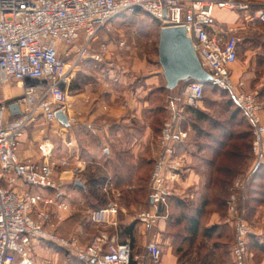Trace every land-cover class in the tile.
I'll list each match as a JSON object with an SVG mask.
<instances>
[{
  "label": "built area",
  "instance_id": "built-area-1",
  "mask_svg": "<svg viewBox=\"0 0 264 264\" xmlns=\"http://www.w3.org/2000/svg\"><path fill=\"white\" fill-rule=\"evenodd\" d=\"M136 10L156 20L160 29L181 27L210 76L205 83H184L180 94L168 100V117L160 137L164 148L153 162L149 180L150 204L165 203L171 195L165 186L176 181L181 167L172 145L187 136L179 128V115L201 102L205 86L232 95L251 129L253 168L264 167V109L232 75L241 42L239 32L248 24L264 25V0H0V90L9 86L19 90L5 99L0 95V264H33L35 242L52 244L83 264L160 263L162 251L157 243H147L144 254L138 256L128 243L110 242L101 234L85 245L75 235L60 236L56 228L69 210L61 193V176L70 166L69 159L53 157L54 148L44 129L39 130L42 139L37 146L41 163L20 160L17 154L24 133L40 120L52 126L53 134L66 130L56 120L57 112L66 116L69 127L76 123L68 93L71 79L88 58L100 32L108 33L112 20ZM216 10L241 12L242 21L217 28ZM105 52L106 44L100 43L90 59L99 62ZM84 102L89 104L91 99L86 97ZM11 105H16L17 113H11ZM70 146L69 141L66 147ZM234 201L231 196L227 202L231 219L236 211ZM113 210L109 206L92 212L90 220L102 223ZM136 220L150 226L158 217L147 211ZM249 235L246 223L237 217L231 250L234 264H249Z\"/></svg>",
  "mask_w": 264,
  "mask_h": 264
},
{
  "label": "rangeland",
  "instance_id": "rangeland-1",
  "mask_svg": "<svg viewBox=\"0 0 264 264\" xmlns=\"http://www.w3.org/2000/svg\"><path fill=\"white\" fill-rule=\"evenodd\" d=\"M223 11L229 14L232 20L231 23L240 24L242 21L243 14L241 12ZM159 31L160 26L158 22L142 12L118 16L112 20L108 33L100 32L96 43L89 52L88 58L81 63L78 72L71 79L77 87L79 83L85 82L93 87V92L96 94H107L104 95L105 97L114 95V104L117 105L120 103L127 104L126 95L131 92L137 98L135 111L133 110V113H131L132 117H130L132 119L115 120L117 124L115 128L117 129L115 131L113 129L108 136H102L96 132V128L100 123L94 119L93 123L89 126V131L94 136L93 138L80 137L79 132L86 127L81 126L77 122L72 126L76 129L73 135H71L72 129L62 131L61 134L58 132L53 134L52 126L41 124L40 129H44V133L47 137H50V143H55L56 148H66V143L69 141L72 146L67 148H97L93 150L92 154L100 160L103 158L100 148H108L109 143L115 144V147L127 146V148H138V150L152 148L154 150V162L155 158L160 154L161 148H164L160 143V137L164 120L168 117V100L169 98L178 96L184 84H178L171 91H167L164 88L165 81L158 64L157 54ZM239 38L241 42L238 49L237 61L233 66V80L241 82L240 88L254 95L264 109V26L257 23L248 24L245 31L239 32ZM244 38H248V42L243 43L242 40ZM120 42L123 43L122 46H119ZM100 43L106 44V54L102 57L101 61L97 62L91 60L90 57L92 54L98 52ZM155 71L161 74L158 83L145 85V77L150 76ZM104 84L107 85V88L101 87ZM0 91L2 97L17 95L19 92L15 86L1 88ZM97 100V98L94 101L91 100L88 104L90 110L93 109L91 106ZM190 108L201 112L205 118L192 117L189 112ZM190 108H186L179 115L178 119L179 128L185 131L187 136L182 142L174 141L173 148H185V150H190L189 152H194L198 148H214L216 143L221 142V134L225 130H229L233 134L234 139L227 143L226 148L230 150L233 148L236 151V155L232 157L231 161H228L229 163H226V170L221 171V174L217 177L220 181L219 184L213 185L210 189L206 190L203 187L205 183L203 179L201 186L198 187V189L200 188V195L198 196L192 193L191 189H186L187 191L185 190L184 195H178L175 183L166 185L165 187L171 195L165 200V203L160 202L151 205V211L156 214L158 220L150 226L158 227L161 222H164V212L168 211L167 220L175 224L174 227H169L167 224L168 237L172 242V254L186 255L194 260L196 258L197 260L203 259L208 264H234L231 258V250L235 245V220L237 217L241 218L250 231V235L247 237L249 249L247 260L249 264H262L264 262V252L254 249L252 241L259 240L264 242V233H260L259 231L264 227V217H261L259 214L261 208H264V203H260L264 201V169H257L258 174H260L259 177L253 173V158L249 155L250 148L246 147L247 141L246 139L236 138L239 135L244 136L249 125L243 114L234 105L232 95L211 87H204L201 102L195 108ZM102 121L104 122V119ZM106 121L107 124L114 123L109 118L105 119ZM127 127L133 129V131L122 134L123 130L127 129ZM36 135L38 136V134ZM113 136H117L118 138L114 140L112 139ZM38 137L39 139L41 138L40 135ZM95 138H97V143ZM88 143L89 145L87 146ZM140 154L145 155L141 151ZM190 155L188 153L185 158L189 159ZM60 156L63 157L64 153L60 154ZM196 158L197 161L198 159L200 161L199 167L204 168L207 160L210 158V154L205 151L199 152ZM190 162H194L193 159ZM180 165L182 166L183 164L180 162ZM151 170L150 174H148L147 198L149 195ZM93 175H96V170L87 172L86 177L90 178ZM97 175L102 177L106 175V171L103 169L99 170ZM236 183L238 184L235 185ZM134 186L136 195L141 194L142 196L143 192L140 193L138 191L142 185L135 184ZM101 187L104 192L102 193L106 195L111 188L106 183ZM230 188H232L231 194L236 195V198L243 194L242 204L238 199L234 201L236 211L234 212L233 219H231V216L228 217L226 215L225 206L220 204L226 199L227 191ZM188 191L190 192L188 193ZM106 201L108 203L107 199ZM202 202H205L206 205L201 208ZM112 203L114 202L112 201ZM123 203V209L126 210L131 218L136 219L138 214L150 211L149 200L143 202L138 199ZM144 203L145 206H143ZM130 208L131 210H129ZM200 208L203 210L200 218L201 227L216 226L217 229L214 236L222 233L220 238L214 243L216 244L215 248L212 245L209 247L212 241H206L201 235H197L200 238L197 242L191 243L190 240H187L188 234L186 230L189 228L187 218L194 215ZM240 208L243 212L242 215L239 213ZM82 213L80 210L75 212L73 221L66 226L65 232L71 233L76 225L84 219L85 212ZM212 214H216L217 218L212 220ZM224 226L225 231L221 232ZM157 235L159 236L157 244L162 251L163 257L164 229ZM185 240L189 242L185 243ZM174 241L176 242L173 244ZM42 246H44L45 252L49 255L57 253L58 256H68V253L64 254L62 249L52 244L43 243ZM141 252L142 254H140L143 255L144 249ZM133 254L135 253L133 252Z\"/></svg>",
  "mask_w": 264,
  "mask_h": 264
},
{
  "label": "crops",
  "instance_id": "crops-1",
  "mask_svg": "<svg viewBox=\"0 0 264 264\" xmlns=\"http://www.w3.org/2000/svg\"><path fill=\"white\" fill-rule=\"evenodd\" d=\"M215 19L218 23L217 28H222L224 26H232L235 23H231L232 20L229 17V14H227L223 10H216L215 13ZM233 75V74H232ZM159 76L161 74L159 72H153L150 74V76H146L144 83L145 85H153L158 83L160 80ZM234 77V76H233ZM238 79V78H236ZM102 88H107V85L104 84L101 86ZM93 87L86 83V85H82L80 90H77L74 88L70 95V101L73 104L72 110H71V115L75 117V121L79 123L81 126H84L85 131L89 132V126L94 119H96V122L98 121L99 126L96 128V132L98 134H101L102 136H108L113 129L114 131L117 129L115 126L117 125L115 123V120H124L128 119L131 120L132 117L131 113H133V110L135 111V106H136V101L137 98L134 97V95L129 92V94L126 95L127 97V106L126 108L122 107V104H114L115 101V96H104L107 94H96L93 92ZM104 93V92H103ZM89 97L91 100H95L96 98L98 99L95 104H91V109L88 107V104H85L84 99L85 97ZM2 97V95H1ZM2 99H5V96L2 97ZM106 106L107 110L104 111L102 110V107ZM264 113V111H263ZM134 117V116H133ZM111 119L114 121L113 124H107V121L105 122V119L107 120ZM104 119V122L102 121ZM102 121V122H99ZM263 122H264V116H263ZM41 124H45L42 120L37 122V124L32 128L29 129L24 133L22 136L19 146H18V158L20 160H32L34 162L41 163L42 158L37 151V146L40 144V141L42 139V134H40V126ZM114 125V126H113ZM73 126V125H72ZM68 127L67 129H72L71 130V135H73L76 131L75 127ZM113 126V127H112ZM133 129H127L123 130V133H131ZM62 133V132H61ZM38 136L40 135L41 138L39 139ZM129 135V134H127ZM124 136V135H123ZM50 137L48 136V140ZM118 137H112V139L116 140ZM52 139V137H51ZM50 142V141H49ZM54 148L53 152V157L54 158H62L60 154L64 153V158H68L70 161V166L63 172L61 179H62V189L61 193L64 197V199L67 201L69 210L64 214V220L58 224L56 231L60 236L63 237H68V236H77L79 239V242L82 245L87 244L93 236L96 234H101L104 236V238L110 242H115V243H128L133 250L135 254L133 255H138L140 256L142 254L141 251H143L145 245L147 243H158L159 241V236L157 234H160L161 231L164 229V256L161 258V261L159 264H178L177 262V257L172 254L171 252V240L168 237V231H167V215L168 211L164 212V222H161L158 227L155 226H148L141 224L138 222L135 218H131L130 215L126 212L125 209H123V202L120 198L121 197H126L128 201L133 200L134 197H137L136 200H140L143 202H146L148 200L147 198V184H148V179L144 182L145 184V195L143 197L136 195L137 193L134 192L135 190V184H137V176L134 174L131 177H126L125 179L127 180L126 184L127 187L124 188V191L126 192L125 194H120L118 191L113 190L117 194H115V198L113 199L114 203H111L110 206L114 208V212L111 214L105 215L104 222L102 223H93L90 220V214L92 212H96L99 209H92V207L85 205L84 203V195L86 193V185L85 182L89 181V179L86 177L87 172L89 171H94L96 168H99L102 170L103 166L100 163V159H96V162L92 164L90 161L87 159H83L79 157L80 150L79 148H56V144L51 143ZM72 146V144H71ZM118 147V148H117ZM115 147V144H108V148H100L101 151L103 150L104 153L108 154L110 158L113 157L114 153H121V152H126L129 153L130 160L132 165L135 168L137 166V162L140 160L145 161V168L148 171V174H150L151 166L153 163L154 159V150L151 149H146L145 150H138V148L131 149L127 148V146H117ZM97 149V148H96ZM140 149V148H139ZM177 149V148H176ZM93 148H86L85 152L90 154L91 156L93 155L92 153L94 152ZM141 153H145V155H141ZM190 151V150H189ZM188 150H185V148H179L177 149V160L181 162L183 165L179 168V173L176 181L174 182L176 184V191L178 195H184L185 190L191 189L192 193H195L196 190L198 189L199 186H201L203 182V177L199 174L197 171V168L199 167V159L197 161L196 156H198L195 152H189ZM148 153V154H147ZM151 153V155H149ZM190 153L189 159L185 158V156ZM149 155V156H148ZM94 156V155H93ZM194 162H190V161ZM185 162V164H184ZM188 164H187V163ZM191 163V164H190ZM149 176V175H148ZM78 181L81 185V187L76 186L75 182ZM100 184H110L111 181V175L105 176L104 179H99ZM173 183V184H174ZM231 189H229L230 192L226 195V202L229 201L231 196H234L235 199L240 200V203L242 204L243 200V194H241L238 198H236V195L231 194ZM103 190V189H102ZM186 190V191H187ZM34 191V190H32ZM112 191V193H114ZM188 191V193L190 192ZM103 192V191H102ZM241 192V191H240ZM104 193V192H103ZM79 197V198H78ZM76 198V199H75ZM77 202V203H76ZM239 202V201H237ZM149 205V204H148ZM145 206V203L143 204ZM109 207V206H108ZM79 208V209H78ZM150 211L152 209V206L150 204ZM85 212L84 219L81 220V222L76 225L75 229L70 233V232H65L66 226H68L70 223L73 221V216L75 212L77 211ZM131 210V208L129 209ZM225 213L229 217L230 214L228 213L227 205L225 208ZM239 213L242 215V210L240 208ZM261 217H264V208H261L259 212ZM258 214V215H259ZM212 220L217 218L216 214H212ZM166 220V221H165ZM211 220V221H212ZM211 224V223H210ZM133 226V230L131 232V235L125 234L124 230L127 229L129 226ZM213 225V224H211ZM263 225V224H261ZM164 226V228H163ZM264 229L261 228L260 233H264L262 231ZM43 243H33L32 245V258L31 261L33 264H41L45 260H48L50 264H81L78 262L72 255H70L68 252V256H58L57 253L54 254H47L45 252L44 246H42ZM138 252H137V251ZM141 250V251H140ZM132 252V253H133ZM139 253V254H138ZM141 253V254H140ZM146 264H151L150 262L146 261ZM264 264V262L262 263Z\"/></svg>",
  "mask_w": 264,
  "mask_h": 264
},
{
  "label": "trees",
  "instance_id": "trees-1",
  "mask_svg": "<svg viewBox=\"0 0 264 264\" xmlns=\"http://www.w3.org/2000/svg\"><path fill=\"white\" fill-rule=\"evenodd\" d=\"M137 12H141L139 10H136L134 13ZM143 13V12H142ZM145 14V13H144ZM123 16V15H121ZM258 25L264 26L260 23H257ZM243 43L248 42V38H244ZM240 45V44H239ZM239 45H238V49H239ZM82 85H86V83L81 82L79 83V86L77 87L75 85V83L71 80V82L69 83V87H68V93L70 94L71 91L76 88L77 90H80ZM206 87V86H205ZM209 87V86H207ZM164 88L166 89V87L164 86ZM167 90V89H166ZM168 91V90H167ZM189 109V108H187ZM189 112L191 113L192 117L195 118H205L204 115L197 111L194 110L193 108L189 109ZM91 132H87L84 129H82L79 132L80 137H87V138H93L94 136H92V134H90ZM197 134V133H196ZM198 135V134H197ZM199 136V135H198ZM197 136V137H198ZM237 139H246V144H247V148H250L251 145V129L250 127L247 126V132L244 136H237ZM96 139V143L97 138ZM234 139L233 134L229 131V130H225L222 134H221V142L220 143H216V146L214 148H198L196 151H194L197 155H199V152H206L208 154H210V158L207 160L204 168H197V171L199 172V174L204 178V188L206 190L210 189L213 185L219 184V180L217 177H219V174H221V171L226 170V163H229L228 161L232 160V157H234V155H236V151L232 148V150H230L227 147V143L231 142ZM215 142V139H212ZM89 145V143L87 144V146ZM97 145V144H96ZM97 147V146H96ZM86 148H81L80 153H79V157L83 158V159H87L88 161H90L92 164H94V162H96V157L95 156H91L90 154L85 152ZM96 149V148H93ZM102 159L100 160V163H102L101 165L103 166V170L106 171V175L104 176H99L97 175L99 172V168H96V175L91 176L89 179V181L85 182L86 185V193L83 194L84 195V203L87 206L92 207V209H99L102 207H108L111 205L113 199L115 198V194H112V191H118L120 194H125L126 192L124 191V188L127 187V180L125 179L126 177H131L134 174H136L137 176V184L138 185H142L139 187L138 191H140V193L143 192V195L141 196V194H139L138 196L143 197L145 195V184L144 182L148 179V171L145 168V161L144 160H140L137 162V166L135 168H133L134 166L131 163L130 160V156L129 153L126 152H121V153H114L113 157L110 158L108 154L104 153V151L102 150ZM249 155L251 156L250 153V149H249ZM231 158V159H230ZM263 168V166H256L255 168H253V173L259 177L260 174H258V170ZM261 173V172H260ZM107 175H111V181L110 184H108L111 188L109 190V193L103 194L102 193V185L100 184L99 179H104L105 176ZM229 191V190H228ZM227 191V194H228ZM114 192V191H113ZM116 193V192H114ZM194 194L200 195V188L196 190V192ZM120 198L122 200H124L125 202H127L128 200L126 199V197H121ZM137 197H134L133 200H136ZM106 199L108 200V203L106 201ZM220 203V202H219ZM260 203H264V201L260 202ZM222 206L227 205L226 199H224L221 203ZM206 205L205 202H202L201 204V208L204 207ZM200 208V210H197L196 213L194 215H192L191 217L187 218V222L189 225V228L186 230V233L188 234L187 240H190L191 243L192 242H197L200 240L199 237H197V235H201L206 241H212L210 245L213 246V248H215L214 243H216V240L220 238L222 233H219L218 235L214 236L215 232H216V226H203L201 227V223H200V218L202 215V209ZM168 219V217H167ZM167 224L169 225V227L173 226L174 227V223L170 222L167 220ZM133 230V226H129L127 229L124 230L125 234L131 235V232ZM225 231V226L224 228L221 230V232ZM201 237V238H202ZM197 238V239H196ZM196 239V240H195ZM215 239V240H214ZM189 242V241H187ZM176 241L173 242V244ZM252 246L254 249L260 251V252H264V242L263 241H259V240H254L252 241ZM248 248V246H247ZM132 250V249H131ZM133 251V250H132ZM64 254H67V251H63ZM249 253V249H247V254ZM177 254V253H176ZM175 256L177 257V262L178 264H208V262L203 261V259L197 260V258L194 260L193 258H189V256H181L179 254H177ZM83 264V263H81Z\"/></svg>",
  "mask_w": 264,
  "mask_h": 264
},
{
  "label": "water",
  "instance_id": "water-1",
  "mask_svg": "<svg viewBox=\"0 0 264 264\" xmlns=\"http://www.w3.org/2000/svg\"><path fill=\"white\" fill-rule=\"evenodd\" d=\"M157 54L158 64L167 90H173L180 83L191 81L205 83L210 79L198 61L191 42L181 27L160 29ZM9 108L12 114L17 113L16 105H11ZM55 118L64 128L69 127L63 113L57 112ZM75 184L81 187L78 181Z\"/></svg>",
  "mask_w": 264,
  "mask_h": 264
}]
</instances>
